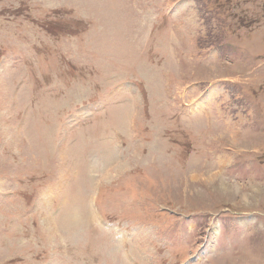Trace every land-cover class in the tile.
Here are the masks:
<instances>
[{
	"label": "rangeland",
	"instance_id": "374dc122",
	"mask_svg": "<svg viewBox=\"0 0 264 264\" xmlns=\"http://www.w3.org/2000/svg\"><path fill=\"white\" fill-rule=\"evenodd\" d=\"M0 264H264V0H0Z\"/></svg>",
	"mask_w": 264,
	"mask_h": 264
},
{
	"label": "bare ground",
	"instance_id": "6f19581e",
	"mask_svg": "<svg viewBox=\"0 0 264 264\" xmlns=\"http://www.w3.org/2000/svg\"><path fill=\"white\" fill-rule=\"evenodd\" d=\"M149 21V20H148ZM115 169V168H114ZM108 173V172H107ZM110 173V172H109ZM104 176V175H103ZM106 179H108V178H106ZM94 216V215H93ZM92 221V220H91Z\"/></svg>",
	"mask_w": 264,
	"mask_h": 264
}]
</instances>
